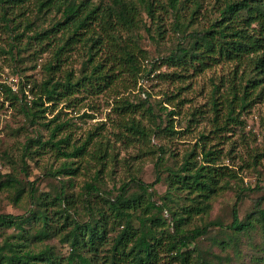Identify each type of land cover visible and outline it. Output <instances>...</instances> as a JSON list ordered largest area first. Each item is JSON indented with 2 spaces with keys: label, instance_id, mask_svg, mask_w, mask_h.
Segmentation results:
<instances>
[{
  "label": "trees",
  "instance_id": "obj_1",
  "mask_svg": "<svg viewBox=\"0 0 264 264\" xmlns=\"http://www.w3.org/2000/svg\"><path fill=\"white\" fill-rule=\"evenodd\" d=\"M193 4L194 15L201 2L194 0ZM166 7L175 14V32L180 36L161 57L162 64L174 71L157 76L179 80L189 72L198 74L219 63L231 64L225 88L224 79H213L210 109L217 131L231 121L242 124L241 111L254 98L264 96V0H222L207 27L191 30L178 20L180 0H168L166 6L157 0H0V28L9 36L4 53L21 60L22 53L31 52L43 71L41 80L29 89L30 104L19 103V96L5 87L8 100L20 104L31 123L48 127L51 120L43 121L44 113L58 102L107 93L119 96L133 89L147 72L148 53L141 46L140 31L156 42L164 38L158 8ZM115 103L114 109L122 116L123 130L118 132L122 141L146 145L152 135L175 132L174 109L163 117L150 104L144 107L143 102L126 97L115 98ZM139 115L151 125L144 124ZM63 126L54 125L48 140L36 142L49 143L64 157H78L91 136L67 151L60 143H66L68 135L53 140ZM204 138L207 135L202 134L175 167L162 165L164 147H160L154 180L146 182L135 175L115 193L105 191L99 170L84 182L82 192L70 193V176L78 167L65 163L55 171L60 183L51 194L38 193L32 185L26 191L16 175L0 173V191L13 190L15 202L27 195L32 204L26 215L0 213V227L16 230L12 239L0 243V264H223L219 256L213 259L190 245L227 229L230 233L225 239H212L220 246H230L255 226L264 261V186L258 187L262 194L252 199V211L244 218L239 211L247 191L239 188L230 222L205 219L213 200L231 188L230 181L238 175L218 162V150L207 147ZM162 172L167 193L157 204L149 189L160 181ZM131 187L136 191L130 192ZM164 210L169 212L168 219L161 216ZM52 239L67 245L68 252L57 253L49 243Z\"/></svg>",
  "mask_w": 264,
  "mask_h": 264
},
{
  "label": "rangeland",
  "instance_id": "obj_2",
  "mask_svg": "<svg viewBox=\"0 0 264 264\" xmlns=\"http://www.w3.org/2000/svg\"><path fill=\"white\" fill-rule=\"evenodd\" d=\"M157 1L165 6L168 2ZM180 1L182 2L180 16H185L182 18L179 16L178 20L187 25V30H191L207 27L211 19L217 15L215 7L222 0H197L201 2V6L194 15L192 14L195 9L194 0ZM158 13L160 15L158 22L162 24L164 38L156 42L144 31H140L141 46L147 51L148 59L144 62L147 72L139 79L136 87L119 96L107 93L83 96L71 103L58 102L44 113L43 121L51 120L48 127L40 123H31L25 117L20 104L15 100L13 102L8 100L9 93L5 87L19 96V103L30 104L33 95L29 89L35 80H41L43 71L39 60H34L31 52L22 53L21 60L12 59L8 53H4L9 36L0 28L1 174L16 175L26 191L32 185L36 187L38 193L51 194L60 183V176L56 177L55 171L65 163L71 167H78L76 173L70 176L72 178L68 184L70 193L82 192L84 182L89 181L98 170L105 191L115 193L123 181L135 175L146 182L154 180L155 161L160 155V147H164L162 165L175 167L203 134L207 135V138L203 139L207 147L211 146L218 150V162L233 168L238 175L236 179L230 181L231 188L213 200L212 208L205 219L230 222L232 205L239 188L247 191L246 198L240 205V217L244 218L252 211V199L262 194L258 187L264 186V96L254 98L249 106L241 111L239 119L242 124L231 121L226 128L215 130L214 113L210 109L213 79L218 82L224 79L222 89L225 88L224 86L228 85L231 64L219 63L198 74L189 72L185 79L179 80L157 76L161 72L174 71L173 67L162 64L161 57L167 54L180 36L175 32L177 29L174 27L175 14L167 7L165 10L158 8ZM190 15H193L191 20ZM155 25L156 23L151 25L152 32ZM77 66L75 63V67ZM120 97H126L132 102H143L144 107L150 104L155 113H160L163 117L167 115L168 110L174 109L175 132L167 136L161 133L152 135L146 145L140 141H122L118 134L123 130L120 122L122 116L114 109L115 98ZM177 103L179 105L175 108L173 105ZM138 118L144 124L151 125L145 116L139 115ZM58 123H63L64 126L53 140L58 141L68 135V141L60 143L67 151L81 145L88 136H91L85 150L78 157H64L49 143L44 146L37 144L38 139L40 142L48 140L51 128ZM160 175V181L149 189L152 190V200L157 204L161 203L162 197L167 193V184L162 180L165 173L162 172ZM132 191H136L134 187L130 188V192ZM31 206L27 195L15 202L13 190L0 191V213L26 215ZM161 216L168 219L169 212L164 210ZM195 223L199 221L196 220ZM219 231L210 237L201 238L190 247L195 245L202 252H208V256L213 259L219 256L223 264H264L261 259L263 253L260 231L256 226L249 227L246 233L238 235L234 244L225 247L218 245L212 238L217 236L218 240L225 239L230 232L227 229ZM15 234V228L1 226L0 243L5 238L12 239ZM49 243L54 245L57 253L66 254L69 250L68 246L58 239H52Z\"/></svg>",
  "mask_w": 264,
  "mask_h": 264
}]
</instances>
